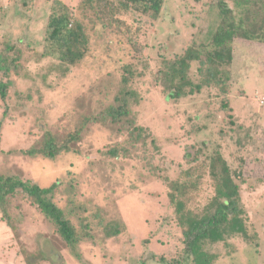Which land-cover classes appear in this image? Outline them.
I'll use <instances>...</instances> for the list:
<instances>
[{"label":"rangeland","instance_id":"1","mask_svg":"<svg viewBox=\"0 0 264 264\" xmlns=\"http://www.w3.org/2000/svg\"><path fill=\"white\" fill-rule=\"evenodd\" d=\"M1 1L5 13L0 19V50L6 41L16 43L25 70L12 77L5 117L0 99V176L41 187L72 180L73 194L63 186L57 196L61 207L70 194L82 218L94 221L99 214L124 228L109 239L93 227V238L69 247L37 209L16 200L11 213L17 234L0 213V264H26L23 251L41 253L38 264H161L160 255L174 256L181 247L180 230L167 224L172 216L167 184L188 168L187 161L198 151L204 159L216 150L240 175L247 229L250 235L257 234V240L251 244L240 236L233 238L230 243L237 251L230 256L223 244L214 246L211 251L220 255L215 264H264V44L234 41L228 97L232 119L221 111L217 89L204 88L173 100L157 81L164 59L180 57L198 45L194 41L201 18L213 1L227 3L238 18L246 9L237 8L235 0H164L157 20L129 11L116 17L124 25L109 26L107 18L80 12L79 0H60L87 27L90 46L78 65L59 68V55L46 42L52 0ZM44 50L50 56L38 63L34 54ZM206 57L204 51L202 59ZM197 67L194 63L191 68L195 83ZM128 69L133 72L130 87L140 97L132 106L131 119L145 131L134 146L129 144L125 118L117 124L101 118L117 105ZM80 128L77 153L53 160L23 154L46 132L66 135ZM117 145L127 152L116 159L106 155ZM212 196L208 183L201 204Z\"/></svg>","mask_w":264,"mask_h":264},{"label":"trees","instance_id":"2","mask_svg":"<svg viewBox=\"0 0 264 264\" xmlns=\"http://www.w3.org/2000/svg\"><path fill=\"white\" fill-rule=\"evenodd\" d=\"M164 5V0H79L77 9L93 13L98 20L107 18L108 25H124L116 17L122 12L133 11L157 20ZM237 8H245V15L238 18L235 12L224 1H213L201 18V29L196 34L194 44L188 47L180 57L163 60L157 73V81L169 99L179 100L183 97L200 93L204 88H215L222 98L221 111L233 118L228 97L231 94L230 78L233 63V44L235 40L255 41L264 44V0H235ZM259 18L253 17V11ZM5 7L0 0V19L4 16ZM21 42V41H20ZM47 46L56 49L62 66L72 67L82 62L90 46L87 27L75 15L74 9L60 0H52L51 13L46 29ZM201 42V43H200ZM200 43V44H199ZM135 48V46H134ZM137 49V48H135ZM207 54L202 59L203 53ZM22 51L16 43L4 42L0 50V99L6 106L12 77L19 76L24 67L21 64ZM40 63L50 56L49 52L34 54ZM198 64L195 83L191 76V68ZM57 68V69H59ZM61 70V69H59ZM67 72V69L62 70ZM122 78L123 89L115 98L117 105L106 110L101 118L110 119L117 124L126 119L124 127L129 131V144L137 143L144 137L145 131L135 126L131 119L132 106L139 102V94L130 87L133 72L125 70ZM7 113V106L3 116ZM99 120V119H98ZM102 120V119H101ZM95 121V119H94ZM231 124L233 122L231 121ZM82 130L66 135L46 132L42 139L23 154L30 158L53 160L62 154L77 153L76 145L82 141ZM1 147V134H0ZM127 152V148L117 145L108 149L106 155L116 159ZM200 151L193 160H188V168L167 184V198L172 216L170 226L174 224L180 230V248L165 256L160 255L161 264H215L220 255L211 251L214 246L223 244L228 248L227 256L237 251L230 241L238 236L249 243L256 242L257 234H249L247 211L242 201L241 187L237 182L240 175L234 173L216 150L200 159ZM68 171L67 175H70ZM213 189V196L205 205L201 204V193L206 184ZM67 186L73 192L72 180L57 181L49 187H41L31 181H23L16 177L0 176V213L2 220L17 234L11 206L16 200L26 201L37 209L56 230L63 242L71 247L93 238V227L100 229L106 238L120 235L123 225L115 221H105L97 214L92 221L81 217L79 207L68 194L65 208L57 202L60 189ZM73 194V193H72ZM69 202H71L69 204ZM77 220V222H76ZM170 220V222H169ZM77 224V225H76ZM26 264L42 262L41 253L23 251Z\"/></svg>","mask_w":264,"mask_h":264}]
</instances>
